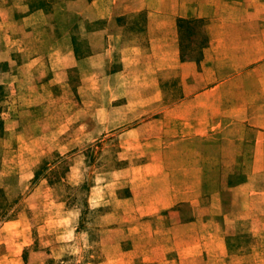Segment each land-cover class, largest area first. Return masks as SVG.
I'll list each match as a JSON object with an SVG mask.
<instances>
[{
  "label": "crops",
  "instance_id": "crops-1",
  "mask_svg": "<svg viewBox=\"0 0 264 264\" xmlns=\"http://www.w3.org/2000/svg\"><path fill=\"white\" fill-rule=\"evenodd\" d=\"M191 28L199 33L192 46L205 42L198 60H181L179 41ZM112 56L120 65L108 76L115 88L130 89L116 107L131 114L125 118L145 114L152 152L171 153L166 161L177 165L164 172L169 187L153 211L191 206L195 218L170 228L190 231L192 244L178 243V234L174 244L201 255L208 248L203 233L214 241L219 232L202 217L219 219L221 232L244 221L250 208L221 200L264 174V0H0L3 89H19L29 74L33 82L43 62L55 82L69 79L77 64L88 65L92 79ZM46 57L59 61L50 68ZM171 68L182 94L175 101ZM15 102L1 99V114ZM12 134L20 131L2 133Z\"/></svg>",
  "mask_w": 264,
  "mask_h": 264
},
{
  "label": "rangeland",
  "instance_id": "rangeland-1",
  "mask_svg": "<svg viewBox=\"0 0 264 264\" xmlns=\"http://www.w3.org/2000/svg\"><path fill=\"white\" fill-rule=\"evenodd\" d=\"M194 30L182 33L181 60L199 58L205 41L192 46ZM46 58L50 68L59 61ZM117 60L112 56L92 79L88 65H74L61 82L46 76L43 62L33 82L23 73L19 89L0 87V100L16 99L5 104L9 115L0 105V264H264V174L221 200L250 208L244 221L221 232L219 219L202 217L219 228L214 241L203 233L207 252L175 246L174 234L178 243L197 238L170 226L195 217L184 202L153 211L169 187L164 172L177 165L166 161L171 153L152 152L145 114L125 118L131 114L116 107L125 99L119 93L130 91L108 76ZM174 72L171 101L182 96ZM9 130L20 134L2 135Z\"/></svg>",
  "mask_w": 264,
  "mask_h": 264
}]
</instances>
